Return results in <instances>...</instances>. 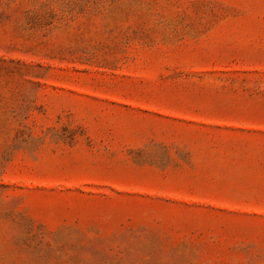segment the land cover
Here are the masks:
<instances>
[{
	"label": "rangeland",
	"instance_id": "1",
	"mask_svg": "<svg viewBox=\"0 0 264 264\" xmlns=\"http://www.w3.org/2000/svg\"><path fill=\"white\" fill-rule=\"evenodd\" d=\"M0 264H264V0H0Z\"/></svg>",
	"mask_w": 264,
	"mask_h": 264
}]
</instances>
